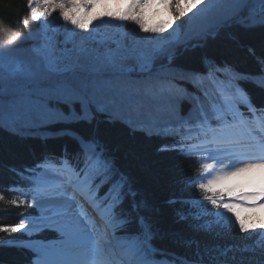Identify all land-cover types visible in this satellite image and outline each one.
I'll list each match as a JSON object with an SVG mask.
<instances>
[{"label":"snow or ice","instance_id":"1","mask_svg":"<svg viewBox=\"0 0 264 264\" xmlns=\"http://www.w3.org/2000/svg\"><path fill=\"white\" fill-rule=\"evenodd\" d=\"M100 2L27 0L28 14L42 31L23 37L0 20V133L44 145L66 142L59 151L41 152L29 165L8 166L10 184L0 182V200L6 198L3 193L20 188V195L34 202L11 200L17 208L33 209L26 215L0 213L18 220L0 224V232L19 234L0 241V249L22 250L27 264H264V240L258 242L257 256L255 248L207 239L222 240L228 230L250 235L264 230V219L254 218L264 210V135L252 124V118L264 117V54L246 45L256 62L254 71H246L204 51L221 39L240 45L241 33L258 29L264 43V0H256L258 10L249 8L251 0H160L169 18L153 26L145 11L156 0H127L122 13L94 17L91 12ZM185 18L192 25L182 32ZM106 20L116 22L117 28L130 24L145 35H137L132 43L124 34L98 38L94 22ZM61 21L63 41L57 38L58 28L50 32V26ZM21 22L29 26L28 18ZM81 33L87 35L76 42L73 37ZM29 37L37 43L24 49ZM197 51L196 66L178 63L185 53ZM159 59L167 65L163 79L150 72ZM133 61L149 74L148 80L128 79L135 70ZM205 81L214 86L212 92L203 87ZM138 88L162 100L163 108L158 106L146 121L129 123L117 113ZM160 111L167 116L163 128ZM116 126L149 140L171 137L173 143L156 146L159 157H183L187 137L177 129L198 126L206 141L202 159L210 162L199 163L200 175H190L184 183L199 195L173 192L162 205L157 203L155 194L169 187L167 171H154L139 160L137 167H143L154 186L153 197L146 195L134 171L122 166L124 156H135L117 147ZM249 186L253 190L245 191ZM189 205L200 211L190 214ZM162 208L172 212L175 223L186 226V233L171 235L187 254H166L156 246L155 241L167 235L155 219ZM240 209L253 215H242ZM213 225L220 231L214 232ZM46 230L57 237L17 243Z\"/></svg>","mask_w":264,"mask_h":264},{"label":"trees","instance_id":"2","mask_svg":"<svg viewBox=\"0 0 264 264\" xmlns=\"http://www.w3.org/2000/svg\"><path fill=\"white\" fill-rule=\"evenodd\" d=\"M26 0H0V20L5 24L12 27L13 30L19 32L24 31V25L22 24V18L28 17V10L26 8ZM242 43L240 45H232L226 43L221 39L218 42H210L207 51L211 55H215L219 59L229 60L237 65L239 68L246 71H254L256 69V62L251 55L246 51V45H251L256 49L258 55L264 54V43H262V32L256 30L251 33H241ZM200 51L188 52L180 57L178 63L186 66H196ZM100 120L103 117L98 118ZM103 126V125H102ZM115 142L117 147L123 153L124 149H127L129 153H133L135 159L129 156H124L122 160V166L127 170L134 171V175L138 178L142 190L149 197H153V184L150 180L144 176L143 167H137L138 161L143 160L146 165H150L154 171H160L164 169L167 171V179L169 181V187L167 190H160L155 194L156 202L163 204L164 197L171 195L175 192L178 195L185 197L198 196V192H193L192 189L187 186L184 181L188 176L200 175L199 163H203V160L199 157H188L184 155L179 157L176 153H168L164 157H159L156 154V146L161 143H170L169 139L165 140L160 137H154L152 139H145L141 136L132 135L130 132L116 126ZM65 141L57 140L51 141L47 145H44L39 140H16L7 135V133H0V182L5 185L10 184L8 179L7 168L9 165H15L17 168L29 165L36 159L41 152L47 151H59L65 144ZM71 147V145H69ZM5 195L4 200H0V213L5 210H11L16 213L28 214L32 213L33 209L28 206H21L17 208L11 204V200H20V195L14 190L3 193ZM28 200V199H27ZM29 202V201H28ZM199 209H195L193 205L188 206V212L194 214ZM248 215H253L252 213ZM254 218L262 219L258 214L254 213ZM158 226L160 227L162 238L155 241L156 246L166 254L178 253L187 254V250L178 246L175 240L172 238V233H186V226L183 224H177L174 222L172 212L167 208H162L161 212L155 217ZM211 217H203V220H211ZM201 221V222H202ZM18 220L14 215H0V224H14ZM214 232L220 231L215 225H213ZM263 230H257L255 234H239L235 231L228 230L224 233L222 240L213 241L210 237L207 238L209 243H223L227 245H235L237 248L245 246L255 248L257 250V256L259 251V241L264 240ZM16 233H3L0 232V241L10 238L11 236H17ZM43 238L55 237V235L45 232ZM22 238L20 241L24 240ZM17 241V242H20ZM0 261L3 264H27V254L22 250L18 251L15 248L0 249Z\"/></svg>","mask_w":264,"mask_h":264},{"label":"rangeland","instance_id":"3","mask_svg":"<svg viewBox=\"0 0 264 264\" xmlns=\"http://www.w3.org/2000/svg\"><path fill=\"white\" fill-rule=\"evenodd\" d=\"M27 1V0H26ZM188 2H190V0H188ZM27 4V3H26ZM37 7H40V5H36ZM127 6V0H101V2L99 4H97V6L92 10L91 15L92 16H101L104 13L107 12H113V13H122ZM198 7H203L198 6ZM260 5L256 2V0H251V3L249 4V8H255V9H259ZM56 15V14H54ZM29 19V26L26 28L24 26V31L21 32L23 34V36H27L28 33H40L42 31L40 24H38L37 22H34L31 20L30 15L28 14ZM145 18L147 23L150 26L156 25L157 23L167 20L169 18V12L168 10L165 8V5L160 3V0H156V2L150 6L148 9H146L145 11ZM185 21H187V18H185ZM192 25L191 21H187L186 23L183 24V27L181 29L182 32H187L190 28V26ZM94 26H95V32L93 33L94 35H96L98 38L102 35H117V34H124L125 38L127 39V41L129 43H132L137 35L143 36L145 34L143 33H136L133 31V26L132 25H128L126 28L121 26L120 28L116 27V22L114 21H110V20H106L104 22H100V21H95L94 22ZM53 28H58L59 31L57 33V38L60 41H63L64 39V35H65V26H63V22L61 21L59 25H51L50 26V32ZM87 33H81L80 35H77L75 37H73V39L76 42H79L81 39V36H86ZM37 43L36 39H33L31 37H29L27 40L24 41L23 44V48L24 49H28L32 46H34ZM72 44L69 43L68 47H71ZM132 65L135 67L134 72L128 77L129 80L134 81V82H139V81H145L149 79V74L147 72H142L139 68L138 65H135V62H131ZM166 62L163 59H159L156 60L152 65H150V72H151V76L152 77H156L159 76L160 78H165L167 76V72H166ZM204 88H207L210 92L213 91L214 86L212 84H210L209 82L205 81L203 84ZM223 98L221 97V100ZM5 104H7V98H5ZM160 107L161 109L163 108V101L160 100L158 97L148 94L147 92L143 91L142 89L138 88L135 91V94L128 100H126L120 107L117 115L118 118L121 119H125L127 122L131 123L133 121H146L149 118L152 117L153 113L156 111L157 107ZM61 107H63V105H61ZM77 108H79V104L76 105ZM185 107H187V105H185ZM258 119L259 122H264V117H259L257 118V122L253 123V126L256 127L259 123H258ZM167 121V116L163 111L159 112V122H160V126L161 128H163V126L165 125ZM163 125V126H162ZM195 128L198 129V126H195ZM179 131L183 132L184 134H187V128L186 130H182L180 129ZM204 139V138H203ZM205 140V139H204ZM197 142V141H196ZM194 142V144L191 146V149L188 150V153H190L191 155H206L205 152H203V145ZM210 162V161H207ZM259 180H257V184L255 185V187L258 188L259 186ZM253 187L249 186L245 189V191H252ZM34 201L32 200L31 197V204ZM241 214H243L245 211L244 209H240ZM264 219V210H258L257 211ZM91 228V224L89 225ZM100 227L102 228V222H100ZM89 228V231H91ZM45 232H49V234H55V236H57L58 234L48 231L46 230ZM43 232V233H45ZM43 233H37L34 234L32 237L30 238H34V237H39L43 235ZM28 238V237H27ZM33 241H43V242H48L42 238H37V239H33Z\"/></svg>","mask_w":264,"mask_h":264},{"label":"bare ground","instance_id":"4","mask_svg":"<svg viewBox=\"0 0 264 264\" xmlns=\"http://www.w3.org/2000/svg\"><path fill=\"white\" fill-rule=\"evenodd\" d=\"M260 120V119H259ZM260 124H261V122H259ZM262 123H264V122H262ZM260 127V126H259ZM260 131V133H261V135H264V130H262V129H260L259 130ZM202 134H205L204 132L202 133ZM206 143V141L203 139V140H201L200 142H199V144H201V145H204ZM259 182V181H258ZM20 191H23V189H21ZM89 215H92V213H91V211H89ZM93 220H95V221H97L98 222V227H100V218H99V216L98 215H94L93 216ZM90 225V224H89ZM89 228H90V226H89ZM90 232H91V234L94 236V237H96V239L97 240H99V237L98 236H96V233L92 230V228H90Z\"/></svg>","mask_w":264,"mask_h":264}]
</instances>
